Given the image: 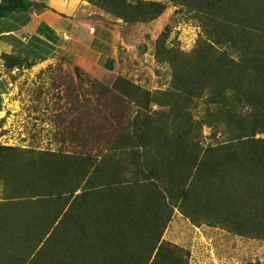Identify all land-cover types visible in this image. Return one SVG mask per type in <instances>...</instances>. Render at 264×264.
<instances>
[{"label":"trees","instance_id":"16d2710c","mask_svg":"<svg viewBox=\"0 0 264 264\" xmlns=\"http://www.w3.org/2000/svg\"><path fill=\"white\" fill-rule=\"evenodd\" d=\"M168 2L202 21L218 47L205 41L191 54L169 47L166 27L156 56L170 62L183 94L151 92L123 76L112 87L98 80L116 99L118 126L100 161L88 151L95 138L80 154L0 144V179L18 193L0 200V264H187L184 249L162 239L175 208L264 237V137L255 136L264 133V0H140L117 9L127 21L147 22ZM36 5L45 6L0 0V20ZM16 49L2 55L11 71L49 54L39 45ZM198 92L218 108L227 140L204 146L187 127L188 96ZM152 102L170 109L151 111ZM258 215L260 224L249 223Z\"/></svg>","mask_w":264,"mask_h":264},{"label":"rangeland","instance_id":"374dc122","mask_svg":"<svg viewBox=\"0 0 264 264\" xmlns=\"http://www.w3.org/2000/svg\"><path fill=\"white\" fill-rule=\"evenodd\" d=\"M139 1H88L91 6L83 12L81 19L92 28L103 27L108 32L99 30L92 37L89 34L91 27H87L81 37L84 34L90 37L88 45L96 51H106L107 45L113 41L109 53H114L116 63L105 74L95 73V76L92 72L77 69L72 61L57 55L30 67L23 64L11 71L6 67L3 47H0V79L7 87L2 94L0 111L1 145L33 149L34 152L80 154L91 145L84 146L85 139L94 141L95 138L99 144L88 151L98 156L100 161L108 152L112 136L116 138L118 126L114 118L117 115L116 99L97 84L98 80L112 87L114 79L123 76L151 92L166 90L183 94L170 62L157 59L159 38L170 26L167 45L191 54L205 41L218 47L217 37L208 36L209 30L193 13L178 12L179 6L170 2L161 15L147 22L127 21L119 14L117 2L135 5ZM100 3L108 7L100 6ZM121 11L127 14L130 9L123 7ZM226 47L232 51L231 55L239 56L235 46ZM188 99L191 115L188 116L187 127L202 145L216 144L223 136L222 140L231 137L225 124L218 122L213 115L218 108L208 102L207 92H198ZM151 109L168 112L170 106L152 102ZM255 136L264 137V133L257 132ZM142 162L144 165L143 158ZM136 166L142 169L150 167L148 163L144 167ZM8 169L18 170L15 165ZM7 187L0 179V200L18 195ZM0 212L6 213L3 209ZM249 220V223L261 222L259 215ZM162 239L184 249L187 264H264V237L242 233L218 222L193 221L178 208L174 209Z\"/></svg>","mask_w":264,"mask_h":264},{"label":"crops","instance_id":"0c3cea01","mask_svg":"<svg viewBox=\"0 0 264 264\" xmlns=\"http://www.w3.org/2000/svg\"><path fill=\"white\" fill-rule=\"evenodd\" d=\"M31 1L45 6L39 9L33 6L27 12L12 13L0 20V30H5L0 33L3 53L15 54L18 52L16 48H25L26 45L35 48L39 45L42 54L49 53L46 59L54 55L63 56L66 61H72L87 72L105 74L114 68L116 58L114 53H109L113 41L107 45L106 51H96L88 45L90 37L85 34L81 37L83 29L91 27L81 19L83 12L91 6L88 0ZM99 30L108 32L103 27H96L94 32L88 31L93 37ZM52 49L55 50L47 52Z\"/></svg>","mask_w":264,"mask_h":264},{"label":"clouds","instance_id":"9594fccd","mask_svg":"<svg viewBox=\"0 0 264 264\" xmlns=\"http://www.w3.org/2000/svg\"><path fill=\"white\" fill-rule=\"evenodd\" d=\"M95 31V28H91V32H94Z\"/></svg>","mask_w":264,"mask_h":264}]
</instances>
